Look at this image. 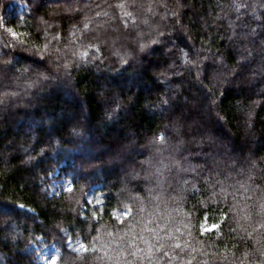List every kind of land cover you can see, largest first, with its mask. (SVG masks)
<instances>
[{
    "label": "trees",
    "instance_id": "1",
    "mask_svg": "<svg viewBox=\"0 0 264 264\" xmlns=\"http://www.w3.org/2000/svg\"><path fill=\"white\" fill-rule=\"evenodd\" d=\"M37 244L264 264V0H0V264Z\"/></svg>",
    "mask_w": 264,
    "mask_h": 264
},
{
    "label": "rangeland",
    "instance_id": "2",
    "mask_svg": "<svg viewBox=\"0 0 264 264\" xmlns=\"http://www.w3.org/2000/svg\"><path fill=\"white\" fill-rule=\"evenodd\" d=\"M116 6L118 7L119 5H116ZM19 8H20V6H19ZM116 11L118 12V15H120V16L124 15V13L121 10L117 9ZM150 12L151 11L149 10L148 13H150ZM125 18H127V17H125ZM120 25H121V22H120ZM84 28L86 29V26L83 27V29ZM116 28H118V26H115L114 28L112 27L111 30L113 31L112 33L115 35V38L118 39V36L116 35V31L118 29L116 30ZM191 104H192L193 108H195V109L198 108V104H194V102H191ZM79 116H80V114H79ZM194 120L192 122L198 124V121H200L201 118L199 116L198 119H194ZM52 183L55 187H58L60 185H64L65 187H68L70 185L69 182L65 181V179L53 180ZM35 249H36V258L38 259V261H40L42 264H53V261H55V259H56V250L52 245L37 244V245H35Z\"/></svg>",
    "mask_w": 264,
    "mask_h": 264
},
{
    "label": "snow or ice",
    "instance_id": "3",
    "mask_svg": "<svg viewBox=\"0 0 264 264\" xmlns=\"http://www.w3.org/2000/svg\"><path fill=\"white\" fill-rule=\"evenodd\" d=\"M120 7H123V5H120ZM124 15H125V16H131L132 14H131L130 12H125ZM9 31H11V30H9ZM13 36H15L14 33H13ZM86 55H87L86 52L82 54V56H86ZM159 140H160L161 142H163L164 137H159ZM66 190H67V191H72V189H71L70 187H69L68 189H66ZM218 227H219L218 224H213L211 228H205L204 231H206V232H207V231H212V230H214V229H216V228H218ZM177 247H179V245H177ZM81 248H83V245H81ZM53 264H55V261H53Z\"/></svg>",
    "mask_w": 264,
    "mask_h": 264
}]
</instances>
